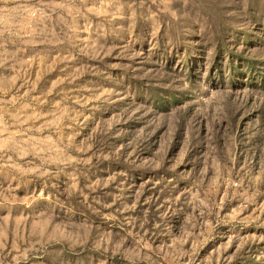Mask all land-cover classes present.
Returning <instances> with one entry per match:
<instances>
[{
    "label": "rangeland",
    "instance_id": "obj_1",
    "mask_svg": "<svg viewBox=\"0 0 264 264\" xmlns=\"http://www.w3.org/2000/svg\"><path fill=\"white\" fill-rule=\"evenodd\" d=\"M0 264H264V0H0Z\"/></svg>",
    "mask_w": 264,
    "mask_h": 264
}]
</instances>
